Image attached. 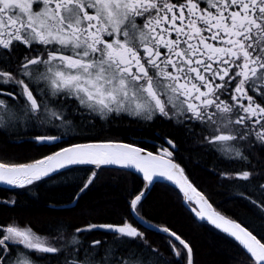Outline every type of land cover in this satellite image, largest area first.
Wrapping results in <instances>:
<instances>
[{
    "label": "snow or ice",
    "instance_id": "6c2138e0",
    "mask_svg": "<svg viewBox=\"0 0 264 264\" xmlns=\"http://www.w3.org/2000/svg\"><path fill=\"white\" fill-rule=\"evenodd\" d=\"M73 118L77 134L51 131L67 130ZM125 118L166 122L218 162L241 165L220 177L246 182L240 195L264 211V182H253L264 181V0H0V131L51 150L0 157V184L31 191L84 170L79 201L103 170L143 181L117 223L69 230L57 221L47 236L31 225H0V264H196L189 241L141 211L159 180L235 242L239 264H264V235L213 208L176 161L175 136L150 147L100 139L97 129ZM148 229L164 234L176 261L162 260ZM94 232L111 242L85 243Z\"/></svg>",
    "mask_w": 264,
    "mask_h": 264
},
{
    "label": "trees",
    "instance_id": "16d2710c",
    "mask_svg": "<svg viewBox=\"0 0 264 264\" xmlns=\"http://www.w3.org/2000/svg\"><path fill=\"white\" fill-rule=\"evenodd\" d=\"M76 124L73 126L79 132ZM122 126L128 129L121 131V125L105 124L103 130L97 129L100 139L119 137L127 141L126 136L136 135L131 124ZM155 132L161 137L168 134L177 138L178 163L185 169L190 182L202 194L209 196L215 210L220 209L258 237L264 235V216L238 195L245 183L239 182L240 185H237L238 183L231 184L220 180L216 171L222 169V163L210 157L194 141L187 139L181 131L167 123L146 127L143 135L146 138H155ZM42 151L44 150L38 152L26 143L9 144L0 134V157L10 160L30 159L37 157ZM241 167L239 165L240 169ZM88 175L84 170H77L55 180L37 182L31 191L16 189L10 193L0 188L1 195L11 194L16 199L13 206L0 205V225L7 222L16 223L20 227L31 225L37 232L49 234L57 221L71 229L91 223H117L127 216L130 193L134 189H142L143 183L141 179H134L117 170L100 171L91 187L81 194V198L72 208H61L73 202L79 191L77 185L80 178H87ZM260 181L261 178L257 176L253 182ZM141 211L154 225L167 226L189 241L194 249L196 264H239L240 250L235 242L215 231L207 223L197 221L182 204V196L174 187L166 183H155L144 197ZM161 237L156 234L151 236L155 242H161ZM161 245L166 250L163 242ZM170 258L174 260L171 254Z\"/></svg>",
    "mask_w": 264,
    "mask_h": 264
},
{
    "label": "flooded vegetation",
    "instance_id": "af4514ba",
    "mask_svg": "<svg viewBox=\"0 0 264 264\" xmlns=\"http://www.w3.org/2000/svg\"><path fill=\"white\" fill-rule=\"evenodd\" d=\"M74 122L72 124H69L68 126V129L65 130V129H52L51 131L56 134V135H66V136H72V135H75L77 134L78 130H76L74 128V124L77 123L78 124V119L77 118H73ZM161 123H166V122H162L160 120H157L155 121V123H151V122H145V121H129L127 118H125L124 120L122 121H113V122H110L108 124H110V126H113V124H118V125H121V127H119L121 129V131H126L128 129V127L126 128H123L122 125L124 124H131L132 126V131L133 132H136V135L133 136V137H130V136H126L128 139L127 141H124L123 139L119 138V137H109V138H103V139H113V140H122L124 142H128V143H134V142H140V143H144L145 141L147 142V145L150 147L153 143H160V135H158L156 132H155V138L153 137H150V138H146L144 137L143 135V131L145 130L146 127H150V126H155L156 124L157 125H160ZM156 129V128H155ZM0 134L4 137V139L9 143V144H20V143H25V142H22L24 140H27V137H22L21 135H18L16 134L15 132H9L8 134H5L4 132L0 131ZM28 144V143H26ZM31 145V144H30ZM32 146V145H31ZM33 148V146H32ZM44 151L41 152L44 153V152H48V151H51L50 149H42ZM211 153V152H210ZM41 154L37 155V157H34V158H38ZM176 154H177V151H176ZM32 159V158H30ZM175 159L177 161V157L175 156ZM178 162V161H177ZM232 165H236V164H232ZM239 165V164H238ZM241 170V169H240ZM5 189V188H3ZM5 190H8V189H5ZM11 192L15 191V190H8ZM253 196H256V198H259L255 193ZM14 196H12L11 194L9 196H3L0 194V205H3L5 206L6 204L4 203V200H8V201H11L13 200ZM9 206H12L11 204H8ZM253 205V204H252ZM8 223H11V222H7L6 224ZM136 224V226L140 227V230H144V226H140L138 224V222H134ZM159 228V227H157ZM71 230V229H69ZM146 232H151L153 234H156V235H162L163 238H164V234L159 232V231H155L153 229H148ZM93 240H101V241H104V240H107L108 242H111L112 240V237L111 236H106L103 234V232H94L92 234H89L87 235V239L85 241V243H90L91 241ZM174 256V255H173ZM174 261L177 260V258L174 256ZM180 263H183L185 264L184 261H179ZM42 264H56V261L55 260H52V261H43Z\"/></svg>",
    "mask_w": 264,
    "mask_h": 264
},
{
    "label": "bare ground",
    "instance_id": "6f19581e",
    "mask_svg": "<svg viewBox=\"0 0 264 264\" xmlns=\"http://www.w3.org/2000/svg\"><path fill=\"white\" fill-rule=\"evenodd\" d=\"M205 153H207L210 157H212L213 159H215V160H217L218 161V159H217V157H215L214 155H213V153H210V152H208V151H205ZM223 171H228V172H232V173H235V172H237V171H240V168H239V165H232V164H227V163H222V169L221 170H218V171H216L217 172V174H218V176H219V179L220 180H226V181H228L229 183H231V184H235V183H238L237 185H240L239 184V182H241V183H246V182H243V181H238L237 179H232V180H227V179H221V177H220V173L221 172H223ZM216 174V173H215ZM260 182H264V181H260ZM241 192H245V193H247V188L246 187H244L243 186V188L240 190V191H238V195H239V197L240 198H242V199H244L241 195H240V193ZM208 194V193H207ZM249 195H252V193H248ZM206 198H208V200H209V202L212 204V202L210 201V199H209V196H207L206 195ZM13 200L14 201H16V199L15 198H13ZM75 200V199H74ZM74 200H73V202H74ZM244 200H246V201H248L249 203H250V201L249 200H247V199H244ZM72 202V203H73ZM251 204V203H250ZM12 205V204H11ZM252 205V204H251ZM13 206V205H12ZM213 207H214V205H212ZM252 207H254L255 209H256V211L260 214V215H263L264 216V211H261L260 209H258L255 205H252ZM215 208V207H214ZM218 211H220V212H222L223 214H225L223 211H221L220 209L218 210ZM225 215H227V214H225ZM229 218H231V219H233V220H235L234 218H232V217H230L229 215H227ZM148 220V219H147ZM149 221V223L150 224H152V225H154L155 223H153V222H151L150 220H148ZM236 221V220H235ZM236 222H238V221H236ZM156 226V225H155ZM243 226V225H242ZM156 227H159V226H156ZM159 228H161V227H159ZM215 231H217L218 233H220V234H222V235H224V236H226L224 233H222V232H220L219 230H217V229H215V228H213ZM145 230V229H144ZM144 230H142V231H144ZM36 231V230H35ZM37 232V231H36ZM38 234H40L41 236H47L48 234L47 233H43V232H37ZM146 235H147V237H148V240H149V242L152 244V246L153 247H158L159 249H160V251H161V253H162V260H164V261H174V260H171V258H170V251H169V247L167 246V241L163 238V237H161V242L160 241H157V242H155V241H152V238H151V236L152 235H154L153 233H151V232H146L145 233ZM227 237V236H226ZM231 239V238H230ZM232 240V239H231ZM162 242H163V244H164V246H165V248H166V250L163 248V246L161 245L162 244ZM172 255V254H171ZM173 256V255H172ZM173 258H174V256H173ZM185 262V264H186V261H184Z\"/></svg>",
    "mask_w": 264,
    "mask_h": 264
},
{
    "label": "water",
    "instance_id": "95a60500",
    "mask_svg": "<svg viewBox=\"0 0 264 264\" xmlns=\"http://www.w3.org/2000/svg\"><path fill=\"white\" fill-rule=\"evenodd\" d=\"M158 182H167V181H163V180H159V181H157L156 183H158ZM167 183H170V182H167ZM0 188H6V189H8L7 188V186H4V185H2V184H0ZM179 190V189H178ZM182 194V193H181ZM75 203H76V201L74 200V202L73 203H71V204H69V205H66V206H63V207H61V208H72L74 205H75ZM183 205L185 206V207H187L191 212H192V214L194 215V217L197 219V220H199V221H203V222H206L208 225H210L208 222H207V220H200L196 215H195V213L191 210L193 207H190L184 200H183ZM211 227H213V228H215L214 226H212V225H210ZM216 229V228H215ZM218 230V229H217ZM220 231V230H219ZM226 235V234H225Z\"/></svg>",
    "mask_w": 264,
    "mask_h": 264
}]
</instances>
